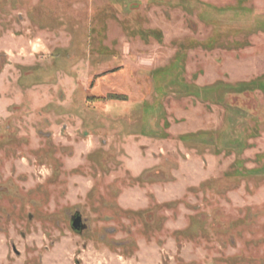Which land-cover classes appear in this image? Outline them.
Segmentation results:
<instances>
[{
	"label": "rangeland",
	"instance_id": "1",
	"mask_svg": "<svg viewBox=\"0 0 264 264\" xmlns=\"http://www.w3.org/2000/svg\"><path fill=\"white\" fill-rule=\"evenodd\" d=\"M79 263L264 264V0H0V264Z\"/></svg>",
	"mask_w": 264,
	"mask_h": 264
},
{
	"label": "flooded vegetation",
	"instance_id": "2",
	"mask_svg": "<svg viewBox=\"0 0 264 264\" xmlns=\"http://www.w3.org/2000/svg\"><path fill=\"white\" fill-rule=\"evenodd\" d=\"M68 222V231L69 233L73 234V236L78 239H84V236L89 235L90 233L88 232L90 230V226L87 223V219L86 217H84L80 211H78L77 209H75L73 211V213L71 215L68 216L67 219ZM106 232L109 233V235L111 236L112 234H114V230L112 229H104ZM111 231V232H110ZM99 239H101V241L105 240V235H101L98 237ZM110 243L112 244H117L116 241H110ZM11 250L16 253V250L14 247L11 246ZM80 264V263H79Z\"/></svg>",
	"mask_w": 264,
	"mask_h": 264
}]
</instances>
